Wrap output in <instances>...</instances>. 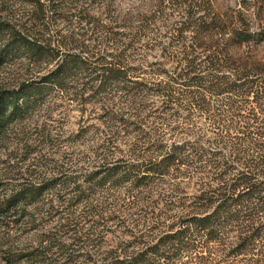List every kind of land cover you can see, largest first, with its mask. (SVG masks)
Returning a JSON list of instances; mask_svg holds the SVG:
<instances>
[{
	"label": "trees",
	"instance_id": "obj_1",
	"mask_svg": "<svg viewBox=\"0 0 264 264\" xmlns=\"http://www.w3.org/2000/svg\"><path fill=\"white\" fill-rule=\"evenodd\" d=\"M222 1L0 0L3 264H264V0Z\"/></svg>",
	"mask_w": 264,
	"mask_h": 264
},
{
	"label": "rangeland",
	"instance_id": "obj_2",
	"mask_svg": "<svg viewBox=\"0 0 264 264\" xmlns=\"http://www.w3.org/2000/svg\"><path fill=\"white\" fill-rule=\"evenodd\" d=\"M135 1H137V0H125L126 3H132ZM261 1L262 0H223L221 2V5H222V9H223L224 13H229V15H233L240 10V5H244V4L245 5L246 4L247 5H251V4L254 5V4L261 2ZM9 7L10 8L7 12L10 15V17L14 18L15 21L20 20L19 23H22V4H20V3L14 4L13 2H11ZM262 20L264 22V13L262 15ZM7 73L12 74V75H16L15 78H18V77L22 78V59L18 60L16 63H13L11 65V67L7 70ZM4 76H8V75L5 74ZM14 148H15L14 146L12 148H10V150L6 154L13 151ZM5 159H6L5 154L0 156V160H5ZM10 167H11V164H10ZM9 178H13L14 180L17 179V177L15 175H13L12 173H11ZM14 180H12L11 182H15L14 184H18V182L14 181ZM19 235L22 237V232H20ZM1 258H2V255L0 252V264H3L1 262Z\"/></svg>",
	"mask_w": 264,
	"mask_h": 264
}]
</instances>
